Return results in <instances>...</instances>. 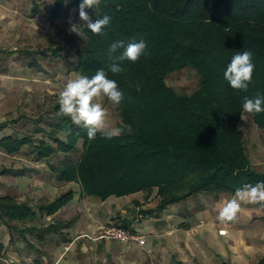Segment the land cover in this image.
Returning a JSON list of instances; mask_svg holds the SVG:
<instances>
[{
    "label": "trees",
    "instance_id": "1",
    "mask_svg": "<svg viewBox=\"0 0 264 264\" xmlns=\"http://www.w3.org/2000/svg\"><path fill=\"white\" fill-rule=\"evenodd\" d=\"M81 2L55 0L51 21L66 6L79 12ZM86 11L93 21L107 14L111 23L100 35L80 27L86 43L75 50L73 71L90 78L104 68L117 81L124 93V100L115 105L122 133L112 139L98 133L89 140L86 129L72 124L58 104L59 120L50 123L49 134L55 146L46 140L34 146L30 137L6 136L0 148L7 155L33 146L39 162L55 153L68 154L81 143L80 158L61 168L60 182L78 185L79 199L101 203L139 193L149 201L154 195L158 212L192 196L234 195L244 184L264 182V175L251 167L241 129L245 98L264 95V0H100ZM117 41L125 46L145 41L146 49L136 62H123L125 71L113 74L110 48ZM246 50L253 54V80L247 91L235 90L223 72L233 55ZM61 52L55 48L52 56L60 58ZM188 69L199 80L191 95L168 84ZM251 115L264 130V113ZM74 195L62 194L40 212L54 216ZM34 219L29 205L0 197V221L8 227ZM61 228L54 222L47 229ZM256 264H264V257Z\"/></svg>",
    "mask_w": 264,
    "mask_h": 264
},
{
    "label": "rangeland",
    "instance_id": "2",
    "mask_svg": "<svg viewBox=\"0 0 264 264\" xmlns=\"http://www.w3.org/2000/svg\"><path fill=\"white\" fill-rule=\"evenodd\" d=\"M4 2L8 3L7 11L12 17L11 21L9 19L4 21L7 25L6 32L8 35L12 33L14 39L6 40L5 45L0 46V49H4V52H0V128L5 126L1 128L0 137L6 135L30 137L34 146L45 140L53 144L49 138L52 131L50 123L59 120V112L55 111L58 94L68 79L80 76L73 71L77 60L75 50L78 47L82 48L86 43L85 36L81 32L78 34L70 31V26L71 24H80V27L85 28L87 26L80 21L78 10L70 6H66L59 16L51 21L55 0H4ZM0 26L3 27V24L0 23ZM58 47L62 48L60 58L52 56L53 50ZM168 84L178 93L191 95L198 89L199 80L196 73L188 69L170 78ZM100 102L109 111L110 125L119 127L116 106L108 102L106 97H101ZM252 123L251 113L245 112L241 119L243 126L241 129H245L244 146L245 148L248 146L249 149L253 141ZM58 137L64 140L62 134H58ZM257 139L264 145V132L260 129L257 131ZM81 153L79 143L68 154L55 153L48 160L39 162L36 161L38 154L33 146H26L18 155L12 157L0 156V195L13 196L18 203L30 204L38 212V207L42 203L46 205L60 195L72 191L75 194L73 201L66 206L65 212L61 211L60 215H56L62 216L56 222L66 220L67 217L70 219L76 214L113 216L114 208L110 202L115 199L108 200V203L93 201L91 198L79 199L78 185L64 184L58 180L61 168L77 162ZM247 154L250 162H253L248 150ZM16 185L19 187V193L16 191ZM34 185L48 187L35 189ZM141 200L147 203L144 194ZM149 202L157 204L154 195ZM121 204L118 203L116 209L125 211L126 204L123 206ZM49 224L51 223L40 220L35 224L17 223L16 226L24 229L32 225L44 227ZM107 226L109 225L104 224L103 227ZM64 230L65 228L52 230L56 234L54 238L60 236L59 233ZM28 236L32 237L28 234L21 239L29 243ZM32 240L33 238L30 242Z\"/></svg>",
    "mask_w": 264,
    "mask_h": 264
},
{
    "label": "crops",
    "instance_id": "3",
    "mask_svg": "<svg viewBox=\"0 0 264 264\" xmlns=\"http://www.w3.org/2000/svg\"><path fill=\"white\" fill-rule=\"evenodd\" d=\"M7 4L0 0V23L3 24L0 26V46L5 45L6 40L14 39L12 33L6 32L7 25L4 24L5 19L12 20ZM252 125L249 126L253 130L252 146L246 148L253 158L251 167L264 175V145L257 139L258 127ZM0 156H7L1 148ZM15 187L19 193V187ZM38 187L46 189L48 186L34 185L35 189ZM232 196L200 194L158 212L157 204L149 202L150 199L147 203L140 201L143 193H139L111 201L113 216L76 214L58 221L65 230L57 238L47 228L62 217L56 215L65 212L66 207L47 217L40 212L43 203L38 212L29 204L35 219L27 221L26 225L40 220L51 224L20 229L17 223L8 227L0 221V264H256L264 257V206L242 204L233 221H220L218 206ZM0 197L17 201L9 195ZM118 203L126 204V210L116 209ZM104 224L126 226L129 231L144 236L146 243L139 246L98 240ZM222 231L226 235L221 236ZM28 234L32 236H28L29 243L21 239Z\"/></svg>",
    "mask_w": 264,
    "mask_h": 264
},
{
    "label": "clouds",
    "instance_id": "4",
    "mask_svg": "<svg viewBox=\"0 0 264 264\" xmlns=\"http://www.w3.org/2000/svg\"><path fill=\"white\" fill-rule=\"evenodd\" d=\"M100 4V0H82L79 4V18L94 34H103L111 23V17L107 14L101 18L92 20L86 9L94 8ZM70 31L80 34V24H71ZM124 51L118 55V49ZM146 42H131L125 46L123 41H117L111 45L110 60L108 66L113 74L125 71L124 61L136 62L145 54ZM255 64L251 51L238 52L231 58L223 72V79L235 90L247 91L253 80ZM101 97H106L113 105H120L124 100V93L115 79L109 78L104 68L98 69L92 77L80 75L68 79L58 94L60 113L70 117L72 124L80 126L87 131L89 140L101 134L107 139L119 136L123 129L113 127L109 123V111L100 102ZM243 110L247 113H264V95L257 93L253 98H245ZM72 129H66V134H71ZM242 204H258L264 206V182L244 184L237 188L235 194L219 207L218 219L220 221H233L241 211Z\"/></svg>",
    "mask_w": 264,
    "mask_h": 264
},
{
    "label": "built area",
    "instance_id": "5",
    "mask_svg": "<svg viewBox=\"0 0 264 264\" xmlns=\"http://www.w3.org/2000/svg\"><path fill=\"white\" fill-rule=\"evenodd\" d=\"M221 236L226 235L225 231L219 233ZM98 240L113 241L120 244L136 243L139 246L145 245V237L129 230L123 229L117 225H109L102 229Z\"/></svg>",
    "mask_w": 264,
    "mask_h": 264
}]
</instances>
